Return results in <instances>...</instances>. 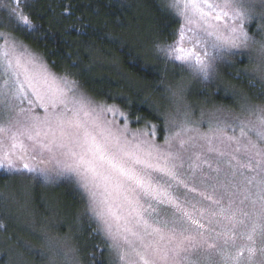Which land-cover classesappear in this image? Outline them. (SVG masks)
I'll return each mask as SVG.
<instances>
[{
	"label": "snow or ice",
	"instance_id": "1",
	"mask_svg": "<svg viewBox=\"0 0 264 264\" xmlns=\"http://www.w3.org/2000/svg\"><path fill=\"white\" fill-rule=\"evenodd\" d=\"M175 6L182 8L185 24L176 41L158 45L166 59L186 65L207 79L217 61L225 59L224 48L252 49L259 53L261 63L257 67L264 81V40H254L245 30V20L251 21L252 17L242 10L239 0H178ZM12 15L19 25L32 27L21 0H16ZM0 67L5 77L0 87V103L9 110L19 107L20 113H28L23 121L0 126V168L37 173L46 183H55L60 176L74 178L87 193L86 214L95 221L94 234L103 237L120 264H200L203 257L194 259L193 254L201 248L209 252V259L213 252L220 256L223 264H242L246 250L248 264H253L256 248L237 247L235 241L240 229L239 237L251 245L255 244L257 234L264 243V107L250 109L255 118L250 116L241 121L239 136L225 137V130L211 121L208 131L200 132L198 125L203 120L193 122V126L186 120L180 131L165 138L167 147H161L143 139V134L134 135L130 141L124 132L116 133L108 124L100 123L83 97H76L67 80H58L30 54L18 53L15 48L6 50ZM25 101L44 108L45 115H32L31 107H20ZM69 104L73 105L71 109ZM66 111L73 112L71 118ZM189 132L198 134L203 142L201 148L206 147L207 153L228 157L223 163L230 171L223 178L222 161L217 160L213 168L203 151L188 156V172L182 171L186 145L197 139H184ZM221 138L236 144L233 152L220 151L214 145ZM173 140L178 142L179 150L173 151ZM37 151L41 156L44 152L59 151L66 162L55 171L40 167L45 161H37L33 155ZM241 152L246 159L235 154ZM204 165L217 175H204ZM197 179L204 186L203 191L194 186ZM173 184L216 207L202 206V201L195 198L186 199L181 205L179 197L170 191ZM237 196L242 197L240 205L247 201L251 209L234 208L233 197ZM165 203L179 215L174 213L170 219H161L154 204ZM216 217L227 220L230 229L216 232L212 226ZM212 233L224 238L223 245L209 242ZM230 240L236 248L234 254L228 251ZM48 244L54 254H62V264H79L77 250L66 241L51 239ZM260 253L264 255V246Z\"/></svg>",
	"mask_w": 264,
	"mask_h": 264
},
{
	"label": "trees",
	"instance_id": "2",
	"mask_svg": "<svg viewBox=\"0 0 264 264\" xmlns=\"http://www.w3.org/2000/svg\"><path fill=\"white\" fill-rule=\"evenodd\" d=\"M24 4L21 7L32 27L14 23L7 32L41 56L52 71L73 79L88 96L118 107L130 125H152L158 140L164 138L168 110L164 99L173 87L178 88L174 85L183 75L179 65L158 50V45L176 41L181 29L180 21L162 0H26ZM232 60L237 66L243 64ZM224 77L243 87L248 99L264 104L263 92L244 85L235 70H227ZM191 92L206 106L236 105L233 95L206 83L194 84ZM8 180L0 176V186ZM40 189L33 193V210L47 217L46 200L57 202L59 217L55 221L67 223L66 228L58 227L57 234L73 235L80 261L112 264L105 242L94 234L95 224L77 190L64 180L59 181L56 191ZM0 226L5 227L0 228V264H4L9 246L18 248V240L27 237L17 231L13 221L0 218Z\"/></svg>",
	"mask_w": 264,
	"mask_h": 264
},
{
	"label": "rangeland",
	"instance_id": "3",
	"mask_svg": "<svg viewBox=\"0 0 264 264\" xmlns=\"http://www.w3.org/2000/svg\"><path fill=\"white\" fill-rule=\"evenodd\" d=\"M25 0H21L23 4ZM167 6L170 12H172L175 17L180 21L181 27L185 24L184 18L182 16V8L176 7L178 0H162ZM182 2V0H180ZM240 7L242 10L246 11L249 16L252 17L251 21L245 20L244 27L248 31L249 35L253 37L256 41L264 40V0H239ZM16 6V0H0V65H2V53L11 48H15L18 53L30 54L35 57L39 62L44 64L47 69L56 76L58 80H67L69 86L75 91L76 97H83L84 101L87 103V106L90 111H92L93 117H98L99 122L102 124H108L111 126L112 130L116 133L124 132L126 138L130 141H133V137L136 134H143L142 138L146 140H152L161 147H167L165 145V138L172 136L175 132L180 131V126L187 120L189 126H193V122H198L203 120V123H199L200 132L208 131V122L211 121L214 125L221 127L225 130L224 135L232 136L235 134L239 136L240 123L243 120H246L251 116L250 109H256L259 107H264L263 103H256L255 101L248 99L242 92L241 86H235L229 82L225 77L224 73L227 70H235L240 74L244 85L252 86V88H258L263 92L264 95V81L260 79V70L257 67L261 63L259 58V53L252 49H227L222 50V55L225 59L217 61L214 71L210 73L209 77L205 79L202 74L194 72L192 69L188 68L186 65H182L177 61H174L179 65V70L182 72L183 77L179 82H176L174 86L178 88H172V91L168 96L165 97V103L168 104V110L166 111V122H165V133L162 140H158L156 129L152 125L138 126L133 127L130 125L128 117L122 112L118 107L99 101L88 96L79 85L73 81L70 77L63 76L52 71L45 61L36 54L34 51L28 48L25 44L19 41L15 36H13L9 31H6V28L9 25L14 23L17 25L16 19L12 16V8ZM228 23H238L237 21H228ZM14 24V25H15ZM227 35V33H225ZM258 48V45L256 46ZM249 56L252 57L249 60ZM237 61L243 63L241 66H237ZM5 77L3 75L2 67H0V87L3 86V81ZM196 83H206L209 84V88L217 87L224 93H230L233 95V99L236 102V105L233 107H213L206 106L205 104L196 101L192 96L191 89ZM259 92V91H258ZM257 92V93H258ZM259 94V93H258ZM72 93H69L71 96ZM262 95V94H261ZM262 97V96H261ZM264 99V96H263ZM19 103V102H14ZM20 107L28 109L31 107L32 115H37L43 117L45 115L44 108L40 107L38 104L33 103L29 105L25 101ZM72 104L68 105V108L71 109ZM109 109H114L110 111ZM61 109H58V111ZM28 115V113H20L19 107H16L12 110L7 109L3 103H0V126L9 127L10 122L16 120L23 121ZM73 115L72 111H66V116L71 118ZM251 118H255L251 116ZM164 125V122H163ZM154 129V134H153ZM252 135V134H250ZM189 137H197V139L191 141L189 145H186L187 151H185L184 158L185 164L182 171L188 172V156L193 153L204 152V154L209 158L210 162L213 165V168L216 167V161L220 160L221 163V173L220 177H224V173L230 171L227 165L223 161L227 160L228 157H218L215 153H207L206 147L201 148L203 144L202 141L198 139V134L196 132H189L183 136L184 139ZM246 141H242L245 143ZM195 145V147H193ZM214 145L220 150L225 152H233L236 148V144L230 143L227 139L221 138L214 141ZM173 151L179 150V145L176 140L172 141ZM241 159H246L243 156V153H235ZM37 157V161L43 159L44 164L39 165L40 167H47L55 171L58 165H63L66 162L65 157H63L59 151H55L50 154L44 152L41 156L40 152L37 151L33 153ZM4 174V175H3ZM190 174V173H189ZM203 174L216 176L217 173L210 171L207 165L203 166ZM155 175V174H154ZM200 173H197L199 177ZM248 175H252L248 173ZM0 176L8 177L7 184L0 186V218L5 219L6 221H13L16 223L17 231L23 233L27 238L18 240V248L16 246H9L8 253L9 258L4 264H62L63 256L62 254H54V251L49 247L48 241L51 239H58L60 241H66L67 245L75 248L74 242L72 240L73 235L57 234L58 227L64 226L67 227L65 220H60L56 222L55 217H59V214L56 210L59 209L57 202L51 198L50 202L46 200V210L45 213L47 217L39 216L34 210L32 205L33 193L37 189H46L56 191V186L60 180L69 182L81 195L84 201L85 210L87 209L88 196L87 193L75 182L74 178L60 176L56 177L55 183H46L42 177H39L37 173H28L27 171L14 172L9 171L6 168H0ZM190 186L191 181L189 182ZM197 189L203 191L204 186L197 179L195 185ZM43 187V188H42ZM40 189V190H41ZM173 195L179 197V203L184 205L185 200H201L202 206L205 207H216L215 205H210V202L203 201L202 198L195 193L187 192L182 186L177 187L173 184V187L170 190ZM210 191V189H209ZM236 203L233 207H243L246 210L251 209V205L246 201L244 205L239 204V200L242 199L241 196L233 197ZM228 200L227 197L224 200V205L227 206ZM157 212L160 214L161 219L171 218L175 213V209L172 208L167 203L163 205H155ZM177 216L179 213H175ZM89 216V215H88ZM64 218V215H63ZM90 218V216H89ZM56 220V221H55ZM91 220V219H90ZM94 224L95 221L91 220ZM218 221V223L216 222ZM206 223V222H205ZM59 224V225H58ZM213 227H215L216 232H225L230 229V224L227 220L220 217H216L213 222ZM0 228H5L0 226ZM237 230V239L235 241L236 246L241 245H250L254 246L257 250L256 256L254 257L253 264H264V255L260 253V249L264 246L262 243L259 234L255 237V244L251 245L249 241L243 240L239 237ZM195 235V233H192ZM208 234L206 233V236ZM99 237L105 242L107 248L108 244L103 239L102 236ZM210 243H216L218 245H223L224 238H217L215 233L211 234ZM40 243V246L36 244ZM77 250V249H76ZM109 250V248H108ZM228 251L230 253H235L236 248L232 247L231 240L228 243ZM110 252V251H109ZM76 256L78 258L79 264H83L78 256L76 251ZM111 254V263L120 264L117 260L114 253ZM209 252L205 251L204 248L198 253L193 254V258L203 257L200 261V264H223L222 258L216 255L214 252L211 253V259H209ZM33 257L32 259H30ZM248 253L245 250L244 256L242 258V264H248ZM135 259V257H133ZM34 260V261H33Z\"/></svg>",
	"mask_w": 264,
	"mask_h": 264
}]
</instances>
